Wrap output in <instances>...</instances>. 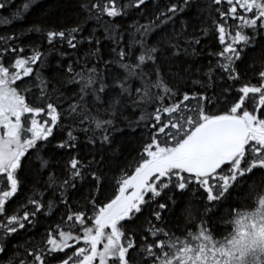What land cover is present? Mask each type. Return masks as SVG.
<instances>
[{"label": "snow or ice", "instance_id": "snow-or-ice-1", "mask_svg": "<svg viewBox=\"0 0 264 264\" xmlns=\"http://www.w3.org/2000/svg\"><path fill=\"white\" fill-rule=\"evenodd\" d=\"M13 7L0 264H264V0Z\"/></svg>", "mask_w": 264, "mask_h": 264}, {"label": "trees", "instance_id": "trees-1", "mask_svg": "<svg viewBox=\"0 0 264 264\" xmlns=\"http://www.w3.org/2000/svg\"><path fill=\"white\" fill-rule=\"evenodd\" d=\"M24 2V0H13V3L15 5V7H13L12 9H10L11 12H14L16 10V7H19L22 3ZM9 13H4V15H8ZM35 19V14L34 13H29L26 16V19L23 21H19L17 24L13 25L14 29H18L21 26H25L27 24L28 21ZM0 28H2V26H0Z\"/></svg>", "mask_w": 264, "mask_h": 264}]
</instances>
